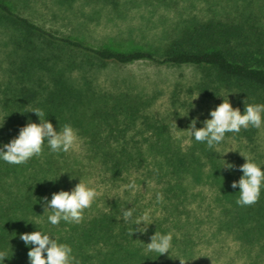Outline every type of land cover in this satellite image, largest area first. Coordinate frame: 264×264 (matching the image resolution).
<instances>
[{"label":"trees","instance_id":"obj_1","mask_svg":"<svg viewBox=\"0 0 264 264\" xmlns=\"http://www.w3.org/2000/svg\"><path fill=\"white\" fill-rule=\"evenodd\" d=\"M92 60L191 65L199 69L195 86L207 100L216 101L220 90L233 88L243 112L247 104H264V23L243 7H236L232 15L214 13L193 20L158 45L117 49L95 46L46 28L18 12L9 0H0V123L4 119L0 127V148L16 138L20 128L28 122L39 124V118L31 112L39 108L56 131L65 124L81 126L80 121L90 123V132L106 129V136L95 138L91 144L99 150L95 157L110 180L116 181L130 166L140 165L144 161L142 154L127 151L136 142L132 141L134 145L129 146L123 138L114 110L116 106L108 107L102 102L88 113L83 109L92 107L93 103L87 79L92 65L89 73L86 70L85 74L79 70L73 73L72 70L84 68L85 61ZM120 106L121 103L119 108L125 112L127 122L133 124L135 112ZM151 127L156 134V144L150 146L159 147L166 141L159 136L164 126ZM256 131L250 126L236 134L252 143ZM113 137L114 147L110 141ZM165 162L167 183L156 190L154 197L157 193L163 194L162 206L167 214L149 225L146 231L173 234L169 253L159 255L147 251L146 244L150 242L143 238V233L134 232L129 236L133 225L122 220V210L133 208L134 217H138L142 207L130 205L117 195L109 199L107 207L85 215L79 224L61 221L52 225L48 221L51 213L45 210L42 198L51 200L53 193L70 191L67 180L77 178L81 170L62 152H51L47 141L42 154L25 164L14 165L0 159V251L8 254L2 264H30L27 253L34 246H26L19 237L33 231H41L58 243L68 244L80 264H181L179 258L182 257L196 262L194 234L209 221L207 234L233 236L240 251L253 253L255 259L264 261V186L257 203L237 205L240 189H233L231 184L243 173L226 170L221 167V161L210 157V169L204 180L217 187L213 202L218 207H207L211 219H205L196 211L192 216V208L185 204L189 195L181 179L184 173H190L195 180L201 179L199 169H192V165L199 164V156L192 152L168 155ZM261 170L264 171V166ZM44 255L46 257V253Z\"/></svg>","mask_w":264,"mask_h":264},{"label":"rangeland","instance_id":"obj_2","mask_svg":"<svg viewBox=\"0 0 264 264\" xmlns=\"http://www.w3.org/2000/svg\"><path fill=\"white\" fill-rule=\"evenodd\" d=\"M21 14L29 17L46 28L62 34L75 36L95 46H109L117 49H132L158 45L169 35L193 20L211 14L232 15L236 7H243L264 23V0H9ZM85 69L73 68V73L85 70L89 73V87L93 93L90 100L92 107H83L88 113L99 103L108 107L116 106L118 125L128 145L127 151L140 152L144 161L138 166H130L119 179L112 181L95 157L99 150L91 141L106 136V129L90 132V123L80 121L81 126H72L77 134V142L68 152L61 151L81 172L77 178L67 180L70 191L79 181L95 188L98 196L92 206L84 211V216L109 205V199L117 195L130 205L142 207L141 214L149 211L152 223L166 215L162 203H157L154 193L167 183L165 172L168 166L165 157L183 155L189 152L199 156V164L192 169H199L201 179L195 180L190 173H184L181 184L187 190L189 198L186 206L192 208L205 219H211L207 207H218L213 202L215 185L204 180L210 169V157L226 161L237 167L231 169L239 173V166L249 158L258 166H264V124L257 129L252 143H247L236 133H226L225 139L209 149L206 142H197L187 131L193 118L197 119V128L203 127V121L211 119L209 112L218 106L223 98L233 108H239L233 88L220 90L216 101H209L197 90L196 83L200 72L191 65H156L147 61L129 64L85 61ZM87 65V66H86ZM92 65V66H91ZM91 66V67H90ZM198 95V98L194 99ZM194 99V100H193ZM192 101V102H191ZM119 103L135 112V122H127L125 112ZM192 105L194 107H192ZM188 112L187 116H183ZM241 114L244 112L240 109ZM128 115V113H127ZM81 119V116H79ZM176 124H174V122ZM150 125V126H149ZM151 125H158L161 146L156 144V134ZM61 127L59 130H61ZM117 135L116 133H114ZM112 147L115 145L111 138ZM120 142H122L120 140ZM119 142V143H120ZM122 143H120L121 145ZM167 146V147H166ZM228 153L222 155L224 152ZM244 156V157H243ZM197 166V168H196ZM159 170V171H157ZM227 170V169H226ZM159 172L158 175L155 173ZM132 180L139 186L133 192L125 189ZM217 211V209H216ZM140 214V215H141ZM190 216V219L193 217ZM168 217V216H167ZM209 221V220H208ZM210 223V224H209ZM203 223L195 231L196 262L193 259H180L185 264H264L254 254H246L238 249L237 240L230 235L211 236L207 234L211 221ZM147 226V229L149 228ZM142 226V225H141ZM206 234V236H205ZM154 234L143 233V238L151 242Z\"/></svg>","mask_w":264,"mask_h":264},{"label":"clouds","instance_id":"obj_3","mask_svg":"<svg viewBox=\"0 0 264 264\" xmlns=\"http://www.w3.org/2000/svg\"><path fill=\"white\" fill-rule=\"evenodd\" d=\"M198 95L199 93L194 99L198 98ZM31 112L39 118V124L28 122L20 128L16 138L0 148V159L9 164H25L34 156H40L45 141L53 153L61 151L66 153L77 142L76 131L70 124H65L61 130L56 131L53 124L44 119L45 113L42 109H33ZM187 114L188 112L183 116ZM209 115L211 119L203 121L204 126L201 128L196 127L198 118H193L187 131L197 142H206L207 147L212 149L225 139L226 133H239L242 128L247 130L250 126L256 129L261 128L264 124V104H247L244 107V113L241 114L239 108L232 107L227 97V99L223 98L214 110H210ZM3 122L0 123V127L3 126ZM244 159L246 162L239 166L243 175L238 181H233L231 187L240 189L239 198L236 200L237 205L252 206L258 202L261 187L264 186V171L251 159L246 157ZM222 161L221 167L224 169L231 170L237 167ZM138 187L134 180L125 185V189H131L133 192ZM97 196L98 192L95 188L79 181L71 191L61 190L53 193L51 200L47 197L42 200L45 203V210L51 213L47 219L52 225H58L61 221L79 224L84 219V211L92 206ZM156 201L163 203L162 193L156 194ZM134 211L133 208L122 210V220L133 225L128 231L129 236H132L134 232L145 233L147 226L152 223L149 211H145L138 217H134ZM134 225L142 226L134 227ZM19 238L26 246L29 244L34 246L27 253L30 264H80V261L72 255L73 250L68 244L58 243L41 231L22 233ZM150 240L151 242L146 244L147 251L156 252L159 255L168 254L172 248L173 234L171 232L165 235L155 233ZM6 258H8L7 252L0 251V264ZM181 264L185 262L181 261Z\"/></svg>","mask_w":264,"mask_h":264}]
</instances>
